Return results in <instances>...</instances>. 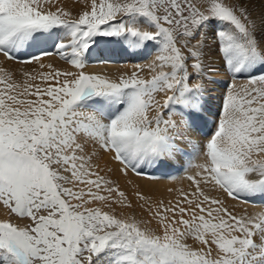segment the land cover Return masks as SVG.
Here are the masks:
<instances>
[{"label":"snow or ice","instance_id":"6c2138e0","mask_svg":"<svg viewBox=\"0 0 264 264\" xmlns=\"http://www.w3.org/2000/svg\"><path fill=\"white\" fill-rule=\"evenodd\" d=\"M0 264H264V0H0Z\"/></svg>","mask_w":264,"mask_h":264},{"label":"bare ground","instance_id":"6f19581e","mask_svg":"<svg viewBox=\"0 0 264 264\" xmlns=\"http://www.w3.org/2000/svg\"><path fill=\"white\" fill-rule=\"evenodd\" d=\"M65 3L68 4L69 6L72 5L73 0H65ZM77 8L79 7V5L76 6ZM119 55V53L117 54ZM48 62V61H45ZM51 62L62 66V67H67V65L64 64L63 61H60L58 59V57H53ZM133 63V61L131 60H117L115 63H109L107 65L105 64H100V63H96L95 61L91 62L89 65V70H95V71H107L110 74H115L117 72L118 69L123 70L125 68V66L127 67H131V64ZM17 68H23L26 66L23 65H16ZM27 67H35V65H31V66H27ZM213 76V80L212 82L208 83L207 87L209 88V106L210 107H214L215 105V97H217L220 93V91H222V83L224 80V77L222 74H215L212 73ZM209 118H211L210 114H209ZM176 119H179V117H176ZM101 165L103 166L105 164V162H107V166L108 167H112L113 169L118 168L119 165L116 164L115 162H112L108 159L107 154H104L103 159L100 161ZM104 174V173H103ZM174 175H183L182 173L180 174H174ZM113 178L117 179L122 188H131L130 185H128L126 182L131 180L133 181L134 184H140L142 186V188H144L145 190H151V194L154 197H160L163 196L164 198H170L169 197V193L166 191L167 188L169 187H173V188H179L182 187L184 185H186V181L181 182L179 179L176 180H170L168 178H162L158 181L155 182H151V181H146V180H142L140 178L135 177L134 175H132V173H129V175L127 177H124L122 175H120L119 173H113ZM179 181L181 182V184H177L179 183ZM222 198L225 199L226 203H228L229 205H237L236 210L239 211L242 207H247L249 208L250 211L253 210V206L252 205H239L238 202L236 201H232L229 200L226 196H223ZM259 205L255 206V210H259Z\"/></svg>","mask_w":264,"mask_h":264},{"label":"rangeland","instance_id":"374dc122","mask_svg":"<svg viewBox=\"0 0 264 264\" xmlns=\"http://www.w3.org/2000/svg\"><path fill=\"white\" fill-rule=\"evenodd\" d=\"M216 74V73H215ZM103 174V173H102ZM177 184H181V182L179 181V183H177Z\"/></svg>","mask_w":264,"mask_h":264}]
</instances>
